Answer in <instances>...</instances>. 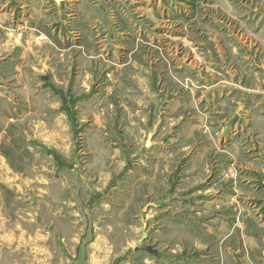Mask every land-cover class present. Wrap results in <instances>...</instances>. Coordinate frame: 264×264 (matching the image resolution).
Masks as SVG:
<instances>
[{"label": "rangeland", "instance_id": "obj_1", "mask_svg": "<svg viewBox=\"0 0 264 264\" xmlns=\"http://www.w3.org/2000/svg\"><path fill=\"white\" fill-rule=\"evenodd\" d=\"M0 86L30 89L4 95L13 107L37 98L4 149L33 178L45 166L54 197L22 189L53 232L46 261L45 230L19 219L23 261L25 248L35 264H88L110 208L119 247L138 235V218L131 231L127 219L168 209L230 247L231 264L238 250L261 257L249 237H264V0H0ZM183 244L169 264L193 252Z\"/></svg>", "mask_w": 264, "mask_h": 264}, {"label": "crops", "instance_id": "obj_2", "mask_svg": "<svg viewBox=\"0 0 264 264\" xmlns=\"http://www.w3.org/2000/svg\"><path fill=\"white\" fill-rule=\"evenodd\" d=\"M19 76L21 77V74ZM79 85L80 84L77 81V86ZM10 87L13 86H0V235H2L0 237V241H3V236L8 233V243L0 246V264H35L36 257L32 256L30 251L28 252L24 248V262L19 252L20 245L14 246V244H12V240L16 235L13 228L19 224V219L24 218L26 219L30 228L33 227L36 230H45L46 234L41 237H44V239L47 241L50 240L51 243L50 247L48 248V254L47 248H45L44 254H47V256L45 257L46 261L47 257L50 259L53 255V244L51 239L53 232L50 230H46L47 224L40 221V214L35 205V200H31L30 197H25L24 195H22V189H31V194H35L37 186L41 185L42 189H40V191H42L43 194H40V198L38 200L41 201L40 203L52 204L54 201V197L46 192V189H43L51 180H49L50 176L47 177V174L45 173V166H43V169L41 170V177L39 178L38 175H36V177L33 178V173H30L28 170L22 169L19 164H14L12 162L13 159L11 158V156L13 157L14 152L10 150L12 153L11 154L4 149L6 144L10 145L12 141L10 135L11 127L14 126V124H16L17 122H22L24 120L30 121V117H32L36 113V111H33L29 107L37 105V98L34 97L28 98V107L26 109L20 108L18 107V105L13 107V105L9 104L10 100L7 99V96L4 95L10 94V96L13 95L18 99L20 98V92L29 91L30 89H28V86H20L24 87V89L19 87V89L17 90V94H15V92L12 91L13 89ZM44 116H46V114ZM254 168L255 166L250 168V171L253 173L249 175L247 179L248 185L256 183L255 173L258 170H255ZM259 170L261 171L260 168ZM22 173L24 174V176H26V178ZM257 175H260V173L257 172ZM110 176L111 175L109 174L106 176L100 175L99 186H101V183L105 184V187L108 186V183H110L111 181ZM262 183L264 184V179L262 180ZM107 191L113 192L110 187L107 189ZM106 196L107 195L105 194L104 199L107 198ZM99 198L100 195L94 196L91 203H95L96 205L99 202ZM108 198L112 199L115 202L114 197L112 198L108 195ZM102 207L105 208L107 206L102 205ZM102 207L99 208L100 211L103 210ZM60 211L62 212L63 208H60ZM110 211L111 208L108 210V220L105 223L97 222L95 225L98 231L94 230L93 236L95 237L97 235V238L95 239L92 248H90L88 264H169L171 260L170 254H175L179 257L178 259H181L180 256L186 251V246L184 244L182 245V241L187 242L188 246L192 248L193 252L188 257L184 256L185 260L177 261L178 264H231L229 259L224 255L225 250L227 251L226 254H230L229 251L232 250L230 247L219 243H217V245L212 244V242L209 241L211 240L212 236L211 231L208 232L207 235V231L202 232L201 230L195 228H186V226H184V224H181V222L179 221L178 213L174 211H168V209H166L161 215L155 217L156 219H151L152 216L150 215L132 216L130 217L131 221L127 219L126 222L129 225V229L131 231L133 224L131 222L133 218H138V220H136L139 226L138 235H136V237L134 236L133 238L132 235L131 237L126 233L124 236V246L119 247L118 244L115 245L114 243H112V239L110 241V237L107 236V230L109 226L106 225L110 224L111 220L114 221L113 215H117L115 212L110 215ZM183 226L184 229H182ZM260 227L264 228V225H261ZM6 229H10V231H7ZM144 233L147 234L148 240L153 239L155 242L159 243L158 246L162 247V249H160L159 247L157 249L153 247L156 251V254H150L148 252H136L138 241ZM29 237H32V235L29 234ZM249 238L253 241V244L249 246L250 249L253 250V253H255L257 256L261 257L258 258L255 256L254 259L246 260L245 257L241 258L239 256L238 250V252H235L238 257L233 258L232 264H264V237L255 235L254 237ZM245 240L246 239H244L243 243L244 246H246ZM171 244L172 247L170 246ZM214 248L218 249V251H220L221 253L215 256ZM121 250H124V253H127L129 251L131 252L128 253L126 257H124V253H118ZM163 250H166L165 254L164 252H162ZM214 256L215 258H213Z\"/></svg>", "mask_w": 264, "mask_h": 264}, {"label": "water", "instance_id": "obj_3", "mask_svg": "<svg viewBox=\"0 0 264 264\" xmlns=\"http://www.w3.org/2000/svg\"><path fill=\"white\" fill-rule=\"evenodd\" d=\"M148 236L146 233L142 235V237L138 241V246L136 248V252H148L150 254H156L153 246L146 244Z\"/></svg>", "mask_w": 264, "mask_h": 264}]
</instances>
